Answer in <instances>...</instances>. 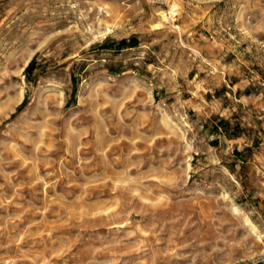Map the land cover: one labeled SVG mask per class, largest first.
<instances>
[{
    "label": "rangeland",
    "instance_id": "obj_1",
    "mask_svg": "<svg viewBox=\"0 0 264 264\" xmlns=\"http://www.w3.org/2000/svg\"><path fill=\"white\" fill-rule=\"evenodd\" d=\"M0 264H264V0H0Z\"/></svg>",
    "mask_w": 264,
    "mask_h": 264
},
{
    "label": "trees",
    "instance_id": "obj_2",
    "mask_svg": "<svg viewBox=\"0 0 264 264\" xmlns=\"http://www.w3.org/2000/svg\"><path fill=\"white\" fill-rule=\"evenodd\" d=\"M126 43H125V41H123V42H121L119 45L120 46H123V45H125ZM107 46V45H106ZM119 48H122V47H119ZM33 66H34V61H31L30 62V64L28 65V67H27V72H31V70L33 69ZM27 102V98L24 100V102L22 103V105L21 106H23L25 103Z\"/></svg>",
    "mask_w": 264,
    "mask_h": 264
}]
</instances>
